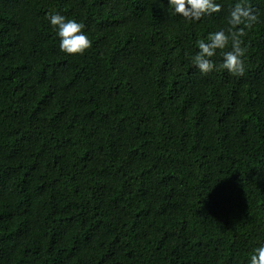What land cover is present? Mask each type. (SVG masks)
Instances as JSON below:
<instances>
[{
    "label": "trees",
    "instance_id": "1",
    "mask_svg": "<svg viewBox=\"0 0 264 264\" xmlns=\"http://www.w3.org/2000/svg\"><path fill=\"white\" fill-rule=\"evenodd\" d=\"M237 2L243 75L191 56ZM0 0V264H249L264 243V0ZM84 24L66 54L48 16ZM237 27H243L238 25ZM187 54V55H186Z\"/></svg>",
    "mask_w": 264,
    "mask_h": 264
},
{
    "label": "clouds",
    "instance_id": "2",
    "mask_svg": "<svg viewBox=\"0 0 264 264\" xmlns=\"http://www.w3.org/2000/svg\"><path fill=\"white\" fill-rule=\"evenodd\" d=\"M169 9L189 20H199L202 16L218 12L221 4L217 0H167ZM50 25L59 37V48L66 54H83L92 43L87 33L83 31L84 24L68 19L59 12L48 16ZM257 21V15L243 2H237L228 16L227 33L224 29L209 32L205 39L199 40L198 51L192 55L191 61L200 73L207 74L217 66L210 59L217 49H225L231 41V49L222 52V62L219 65L232 75H243L245 71L244 56L246 49L241 46V37L246 28H250ZM243 25V27H237ZM187 55V54H186ZM249 264H264V243L254 249Z\"/></svg>",
    "mask_w": 264,
    "mask_h": 264
}]
</instances>
